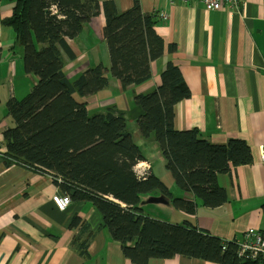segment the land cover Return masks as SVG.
I'll use <instances>...</instances> for the list:
<instances>
[{"label":"trees","instance_id":"obj_1","mask_svg":"<svg viewBox=\"0 0 264 264\" xmlns=\"http://www.w3.org/2000/svg\"><path fill=\"white\" fill-rule=\"evenodd\" d=\"M100 14L109 67L98 64L70 81L62 56L74 59L75 55L67 41ZM118 14L110 1L15 0L10 17L0 18V24L13 33L9 50L22 48L24 71L36 78L23 99L7 103L12 127L2 136L5 164L46 174L71 201L89 203L100 228L132 264L176 256L214 264H262L259 259L240 258L234 241H221L187 223L171 225L146 217L139 206L143 195H161L188 215L194 213L196 204L173 198L151 173L137 178L133 168L145 158L120 113L108 109L90 116L86 103L74 99V92L83 98L104 89L107 72L123 89L141 85L151 78L150 64L163 56L155 14L137 15L122 27ZM168 51L174 52L175 47L169 45ZM189 97L178 68L168 62L159 85L150 93L134 96L133 103L141 111L136 122L141 135L152 136L158 144L175 185L213 209L227 201L225 190L216 183L217 175L250 164L252 155L241 140L212 145L196 129L174 130V107ZM78 225L88 230L74 216L69 227ZM87 245L88 240L72 241L84 260Z\"/></svg>","mask_w":264,"mask_h":264},{"label":"crops","instance_id":"obj_2","mask_svg":"<svg viewBox=\"0 0 264 264\" xmlns=\"http://www.w3.org/2000/svg\"><path fill=\"white\" fill-rule=\"evenodd\" d=\"M100 1L114 3L120 27L140 14L165 13L167 19L157 17L155 28L164 43V53L150 64L151 78L141 85L123 89L107 72L108 85L96 94L82 98L74 92L76 101L86 103L88 115L108 109L120 113L133 141L128 122H136L141 114L133 98L153 91L160 83L161 71L171 62L190 91V97L174 107V130L196 129L212 145L241 140L252 155L250 164L230 167L217 175L216 183L227 195L223 205L203 207L192 193L171 183L166 187L172 197L194 202V213L177 210L171 202L161 203L158 195H147L149 202L144 205L141 199L145 195L141 197L142 213L171 225L187 223L227 242H239L250 230L264 233V163L257 157V150H264V0H244L238 9L217 12H207L193 2L171 5L168 0ZM14 2L0 0L1 19L10 17ZM103 27L100 14L85 23L75 39L67 41L75 55L74 59L62 56L68 80L98 64L108 69ZM12 43L11 29L0 24V264H132L100 228L89 203L70 200L68 208L59 211L51 198L62 191L50 176L5 164L2 136L12 127L7 103L23 99L36 83V78L24 71L22 48L9 50ZM169 45L175 47L174 52L168 51ZM143 140L154 141L152 136ZM140 152L150 167L149 173L159 178L151 161ZM163 176L169 177L165 173ZM74 216L86 223L88 230L82 231L79 225L71 229ZM74 239L77 243L88 240L86 260L72 247ZM147 264L214 263L176 256L150 259Z\"/></svg>","mask_w":264,"mask_h":264},{"label":"built area","instance_id":"obj_3","mask_svg":"<svg viewBox=\"0 0 264 264\" xmlns=\"http://www.w3.org/2000/svg\"><path fill=\"white\" fill-rule=\"evenodd\" d=\"M171 5L180 3L187 5L189 3L200 4L207 12H217L221 9L233 10L238 9L244 0H168ZM157 17L161 21L167 19V15L163 12H158ZM259 162L264 163V150L260 147L257 150ZM149 165L146 162L137 163L133 170L137 178L144 179L149 173ZM55 208L59 211H64L70 204V199L67 194L55 195L51 198ZM238 256L243 259L257 260L259 259L264 264V233L257 231H246L242 239L236 243Z\"/></svg>","mask_w":264,"mask_h":264},{"label":"rangeland","instance_id":"obj_4","mask_svg":"<svg viewBox=\"0 0 264 264\" xmlns=\"http://www.w3.org/2000/svg\"><path fill=\"white\" fill-rule=\"evenodd\" d=\"M75 98H77V97L75 96ZM128 129H129L128 131L131 132V134L133 135L134 144L139 148L140 151H142L144 153L145 157L151 161V163L154 167L153 168L154 174H156L159 178L161 177L160 180L163 183H165V185L167 187H168V184H171V183L174 184L173 179H171L172 177H171L170 173L165 168V159L162 156L161 152L154 153L156 151H159L158 144L155 141L148 142V141L143 140L146 138H144L141 135L139 128H138V125H137V122L129 121L128 122ZM162 173L168 174L169 177L165 178ZM158 196L161 200V203L165 202V204H167V205L170 204V201L167 198H164L161 195H158ZM145 202H149V197L147 195H145L141 199V203L143 205L145 204ZM163 206L164 205H162V207ZM149 208L152 210L153 207L151 206Z\"/></svg>","mask_w":264,"mask_h":264}]
</instances>
